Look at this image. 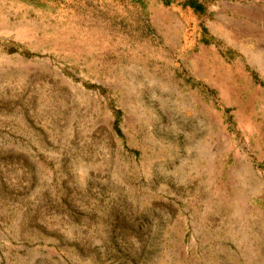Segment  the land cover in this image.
<instances>
[{"label":"rangeland","instance_id":"374dc122","mask_svg":"<svg viewBox=\"0 0 264 264\" xmlns=\"http://www.w3.org/2000/svg\"><path fill=\"white\" fill-rule=\"evenodd\" d=\"M185 2L0 0V264H264V0Z\"/></svg>","mask_w":264,"mask_h":264},{"label":"trees","instance_id":"16d2710c","mask_svg":"<svg viewBox=\"0 0 264 264\" xmlns=\"http://www.w3.org/2000/svg\"><path fill=\"white\" fill-rule=\"evenodd\" d=\"M207 2L209 0H186L185 6L190 7L195 11V13L199 14L200 16H205L208 13V7H207ZM203 31V42L206 44L212 43L214 40V37L208 32L207 29L202 28ZM229 54L232 55V57H236V54L234 51L230 50ZM118 122L115 123L117 125Z\"/></svg>","mask_w":264,"mask_h":264}]
</instances>
